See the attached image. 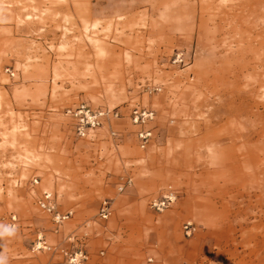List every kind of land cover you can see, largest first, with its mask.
Wrapping results in <instances>:
<instances>
[{"label":"rangeland","instance_id":"rangeland-1","mask_svg":"<svg viewBox=\"0 0 264 264\" xmlns=\"http://www.w3.org/2000/svg\"><path fill=\"white\" fill-rule=\"evenodd\" d=\"M234 2L0 0V231L16 216L3 264L79 250L81 264H264V60ZM79 103L122 116L77 137L65 110ZM135 106L155 113L144 147ZM43 190L71 213L61 223Z\"/></svg>","mask_w":264,"mask_h":264},{"label":"built area","instance_id":"built-area-1","mask_svg":"<svg viewBox=\"0 0 264 264\" xmlns=\"http://www.w3.org/2000/svg\"><path fill=\"white\" fill-rule=\"evenodd\" d=\"M173 63L185 64V59L181 52H177L173 56ZM9 69H6L8 71ZM149 92L159 91L160 87H146ZM65 114L72 120V127L74 134L77 137H86L90 132L103 126L105 122L111 119H116L121 117L119 110L116 108H93L86 103H79L73 107L67 108ZM155 113L151 109L134 107L128 114L129 120L139 127L136 132V136L140 147H144L147 140L150 138L151 132L148 129H144V125L153 120ZM111 135L115 136L116 132L111 131ZM37 180L34 179L33 183ZM130 183V179L127 178L123 183H120L117 187L118 191H122L124 186ZM176 198L173 190L168 188L166 192L160 197L155 198L150 201V207L160 210L169 206ZM38 207L45 213H47L55 224L61 223L63 220L70 216V212H60L55 207V202L52 192L48 190H43L37 199ZM111 212L110 200L104 199L99 208V216L102 219H106ZM16 216L13 214L8 219V226L11 228L15 227ZM44 242L41 240L40 236H37L35 248H40ZM66 264H81L83 260L86 259L85 254L79 250L72 253L64 252Z\"/></svg>","mask_w":264,"mask_h":264},{"label":"bare ground","instance_id":"bare-ground-1","mask_svg":"<svg viewBox=\"0 0 264 264\" xmlns=\"http://www.w3.org/2000/svg\"><path fill=\"white\" fill-rule=\"evenodd\" d=\"M234 3L236 12L233 15L237 16L239 22L245 23L249 30L245 38L247 47L255 59L260 56L264 60V39L261 37V32H264V0H235ZM260 46L262 50L259 51Z\"/></svg>","mask_w":264,"mask_h":264},{"label":"clouds","instance_id":"clouds-1","mask_svg":"<svg viewBox=\"0 0 264 264\" xmlns=\"http://www.w3.org/2000/svg\"><path fill=\"white\" fill-rule=\"evenodd\" d=\"M12 235L14 234V229L13 228H4L3 231H0V235ZM0 264H3V260H0Z\"/></svg>","mask_w":264,"mask_h":264}]
</instances>
